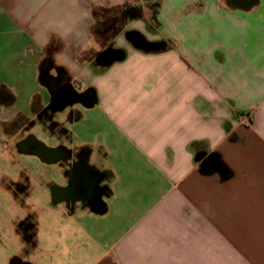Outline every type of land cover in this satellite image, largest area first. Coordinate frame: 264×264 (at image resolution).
Returning <instances> with one entry per match:
<instances>
[{
    "label": "crops",
    "instance_id": "0c3cea01",
    "mask_svg": "<svg viewBox=\"0 0 264 264\" xmlns=\"http://www.w3.org/2000/svg\"><path fill=\"white\" fill-rule=\"evenodd\" d=\"M117 7L102 44L94 10ZM53 69L81 106L78 143L20 144L74 164L42 190L51 210L19 264H264V0H0V156L38 89L53 98Z\"/></svg>",
    "mask_w": 264,
    "mask_h": 264
},
{
    "label": "rangeland",
    "instance_id": "374dc122",
    "mask_svg": "<svg viewBox=\"0 0 264 264\" xmlns=\"http://www.w3.org/2000/svg\"><path fill=\"white\" fill-rule=\"evenodd\" d=\"M45 68L46 62H43L40 81H42ZM53 70L55 71V69ZM54 71V77L57 76L55 78H58L60 76L59 71ZM74 85L77 91L82 90L78 83ZM38 90L40 93L36 103L25 111L28 120L16 131L15 135L3 134L1 137L5 139L9 149L5 150L6 156H0V184L6 182L4 178L7 174L14 180L16 185L15 206L13 209L10 208V214L20 221L11 226L5 220L7 215H4L5 213L0 206V220L3 219L0 223V264H8L9 262L19 264V260L24 262V253L27 249L29 250L30 245L27 241L31 239L35 242L37 238L42 237L41 230L39 231V228L36 230L37 225L34 219H37L39 214L42 218H46L45 214L51 210L46 204L50 198L46 197L42 190L52 185L68 186L70 180L67 172L72 170L74 164L72 159L53 165L45 164L37 156L24 152L20 145L32 140L33 144L42 143L49 149L62 146L72 150L78 143L75 139L73 141L70 133L72 121L78 119V116L82 114L79 111L81 109L80 104L73 103L70 99L68 103L67 101L62 102L60 99L53 102L48 88L42 86ZM19 187H28L30 189L29 194L25 196L23 191H19ZM0 200H2L1 192ZM30 205L32 222L29 224L27 220H29ZM47 230L54 233V227Z\"/></svg>",
    "mask_w": 264,
    "mask_h": 264
},
{
    "label": "trees",
    "instance_id": "16d2710c",
    "mask_svg": "<svg viewBox=\"0 0 264 264\" xmlns=\"http://www.w3.org/2000/svg\"><path fill=\"white\" fill-rule=\"evenodd\" d=\"M94 17L96 19L95 28L93 33L97 40L102 44H107L112 38L117 36L122 30L127 20V10L124 8H112V9H95ZM101 18V19H100ZM100 19V20H99ZM59 79H66L64 72L60 74ZM57 87L51 83V90L53 93V102L57 101L56 93ZM76 98L83 100V95H76Z\"/></svg>",
    "mask_w": 264,
    "mask_h": 264
},
{
    "label": "flooded vegetation",
    "instance_id": "af4514ba",
    "mask_svg": "<svg viewBox=\"0 0 264 264\" xmlns=\"http://www.w3.org/2000/svg\"><path fill=\"white\" fill-rule=\"evenodd\" d=\"M52 83L55 85V87H61L63 90L59 94V98L57 97V100L60 99V101H68L69 99L72 100L73 93L71 92L70 88L65 87V82L62 79H55L52 81ZM27 148L32 150L41 151V146L39 144H33L32 140H28L24 144Z\"/></svg>",
    "mask_w": 264,
    "mask_h": 264
},
{
    "label": "water",
    "instance_id": "95a60500",
    "mask_svg": "<svg viewBox=\"0 0 264 264\" xmlns=\"http://www.w3.org/2000/svg\"><path fill=\"white\" fill-rule=\"evenodd\" d=\"M132 40L134 41L136 47H140V46H141V44H139V43H140V42H139V40H140L139 38H137V37L134 36ZM138 42H139V43H138ZM42 150L45 151L46 148H43ZM42 150H41V151H42Z\"/></svg>",
    "mask_w": 264,
    "mask_h": 264
}]
</instances>
